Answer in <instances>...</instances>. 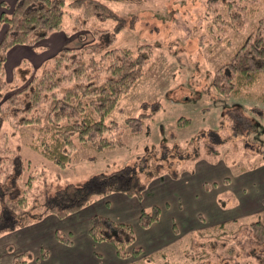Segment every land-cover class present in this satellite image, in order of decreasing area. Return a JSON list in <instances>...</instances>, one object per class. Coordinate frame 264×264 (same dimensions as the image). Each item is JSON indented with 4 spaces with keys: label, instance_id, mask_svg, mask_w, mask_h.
Segmentation results:
<instances>
[{
    "label": "rangeland",
    "instance_id": "1",
    "mask_svg": "<svg viewBox=\"0 0 264 264\" xmlns=\"http://www.w3.org/2000/svg\"><path fill=\"white\" fill-rule=\"evenodd\" d=\"M106 2L126 19L125 27L118 34L115 46L136 51L144 50L141 48L143 45L151 46L147 53L148 59L143 64L141 77L121 98L107 119L118 123L121 142L113 148L83 153L84 158L66 168H59L42 155L26 149L23 152L24 157L30 159L32 165L38 166L32 170H47L50 173L48 180L52 181L56 188H61L70 183L83 185L99 172H110L125 165L132 166L139 158L161 159L166 148L170 150V155L165 160L166 171L159 177L162 179L168 175L174 179V176L187 178L183 173L192 171L199 158L214 165L217 163L216 166L223 162L229 166L236 182L244 172L264 164V101L261 100L264 78L249 89V95L240 94L236 97L221 94L214 80L216 70L230 59L246 35L259 31L258 27L261 33L264 32V0ZM7 5L13 4H0L1 13L6 10L4 6ZM7 11L10 12L9 9ZM78 14V11H74L72 16L77 17ZM70 17H65L63 30L57 32L63 36L57 53L63 48L79 49L96 40L90 28L91 21L72 22ZM238 18L241 19L240 31L235 21ZM106 25L113 26V22ZM2 27L5 32L7 26L0 22V29ZM45 40L31 47L18 45L12 48L9 65L6 66L5 63V73L2 77L7 82L26 77L29 72L28 65H33L32 63H39L37 67H49L55 54H50L46 51L48 48L43 47ZM31 52L35 53V58L39 56L37 62L32 58ZM18 61L21 63L14 68V62ZM9 66L13 68L8 70ZM138 115L146 117L147 122L139 133H132L127 129V119ZM181 118L183 121L179 122ZM179 149H185L181 155ZM217 183L218 191L226 187L222 181ZM214 186L216 185H210V188L214 189ZM43 188L42 184L38 190L28 193L29 204L36 197L32 210L46 201ZM218 191L212 190V193ZM224 194L219 197H225ZM151 196L149 195V198L152 199ZM226 201L230 202V197ZM2 210L0 203V213ZM192 210L195 213L193 215L197 217L196 224H179L174 231L176 239L172 246L160 250L170 254L169 259L174 262L188 261L190 258L187 259L186 251L195 246L197 249L208 250L211 256L215 257V264H255V258L264 248L260 244H264V228L245 226L262 219L264 211L259 214L260 217L248 215L232 222L215 223L213 215L216 212L213 208L205 209L199 206ZM222 214L231 219L235 213L229 208ZM239 224H245L244 229L236 230ZM194 225L204 227L206 233L201 236L199 231L192 230ZM219 226H226L230 235L218 237L220 233L216 227ZM82 233L83 229L79 228L75 232V238H81ZM63 235L73 238L66 233ZM228 238L230 243L227 242L226 245L225 240ZM91 248L94 249L92 246ZM128 249L130 255L124 259L125 264H162L161 259H143L147 253L141 244L139 246L135 243ZM104 253V260L98 259L94 264H115L114 258L106 250ZM216 255L219 258H216ZM85 264H90L88 258Z\"/></svg>",
    "mask_w": 264,
    "mask_h": 264
},
{
    "label": "trees",
    "instance_id": "2",
    "mask_svg": "<svg viewBox=\"0 0 264 264\" xmlns=\"http://www.w3.org/2000/svg\"><path fill=\"white\" fill-rule=\"evenodd\" d=\"M4 8L0 16L1 24L7 26L0 41V203L3 207L0 237L50 214L68 218L112 194L142 199L150 183L166 171L168 148L161 159L139 158L132 166L99 172L83 185L70 183L61 188L48 180L47 170L36 171L38 166L32 165L23 152L32 150L59 168H66L84 158L83 153L119 145L118 123L107 119L141 77L151 46L146 44L141 46L144 50L136 51L114 45L126 19L106 0H17ZM74 11L79 12L77 17L72 16ZM67 15L72 22L91 21L96 40L79 49L63 48L53 56L49 67L28 65L26 77L7 82L2 74L8 51L18 45L31 47L62 31ZM235 21L240 31L241 19ZM110 22L113 26L106 25ZM258 30L246 35L230 59L216 70L215 85L221 94L249 95V89L264 78V32L261 33L260 27ZM261 100L264 101V93ZM182 121L181 118L179 122ZM127 122L128 131L139 133L147 118L138 115L128 118ZM183 150L179 149L180 155ZM42 184L46 201L32 210L36 197L29 204L28 193L38 190ZM161 213L159 206L143 210L140 225L148 228L159 220ZM261 217L245 227L264 228V214ZM244 225L239 224L236 230L244 229ZM216 230L220 238L230 235L226 226L216 227ZM204 231L206 229L199 231L201 236ZM89 235L96 242L111 243L123 259L130 255L128 248L136 243L133 225L100 215L91 219ZM225 242L228 245L229 238ZM26 254L16 256V264L27 263ZM186 257L190 260L174 262L169 259L170 254L159 251L143 259H161L162 264H215V257L208 250L195 246L186 251ZM254 263L264 264V248Z\"/></svg>",
    "mask_w": 264,
    "mask_h": 264
},
{
    "label": "crops",
    "instance_id": "3",
    "mask_svg": "<svg viewBox=\"0 0 264 264\" xmlns=\"http://www.w3.org/2000/svg\"><path fill=\"white\" fill-rule=\"evenodd\" d=\"M15 1L0 0V4L2 2L14 4ZM4 33L2 27L0 41ZM58 33L51 34L48 37H51L50 40L48 38L45 40L47 45L43 44L50 54L53 52L56 55L62 45L63 36ZM12 51V48L8 51L6 66L9 65ZM31 53L32 58L37 62L39 56L35 58V53ZM20 63L21 61L14 62L13 67L15 68ZM32 64L39 65V63ZM13 67L9 66L7 69L10 70ZM216 165L217 163L214 165L206 159L199 158L192 171L183 173L187 178L181 179L178 176L174 179L169 175L164 179L156 178L150 183L142 199L128 197L124 194H112L97 200L68 218L61 219L50 214L29 225L3 233L0 237V264H16V255L26 253L28 261L24 264H85L86 258L90 260V264H94L98 259L104 260L105 250L114 258L115 264H125L124 259L118 257L111 243L96 242L90 237L91 219L96 215L133 225L136 244L139 246L141 244L147 255L172 246L171 244L176 239L174 231L179 224L182 225L183 222L196 224L197 217L193 215L192 208H199V206L205 209L213 208L216 212L213 215L215 223L232 222L248 215L259 216L264 211V164L256 165L250 171L244 172L237 182L229 166L224 165L223 162L220 166ZM218 181H222L226 186L220 191H218ZM212 183L216 185L214 189L210 188ZM212 190L218 192L213 194ZM191 191L193 197H191ZM223 193L225 197H219ZM149 195H152V199ZM228 197H230V202L227 203ZM153 206H159L162 209L159 220L148 228L142 227L140 225L141 212L150 210ZM229 208L232 209V213H235L232 214L231 219L222 214ZM79 228L83 229L84 233L81 238H75V232ZM201 229L204 227L194 225L192 230L200 231ZM65 233L72 235L73 238L63 235ZM61 235L67 239L62 240L59 237Z\"/></svg>",
    "mask_w": 264,
    "mask_h": 264
}]
</instances>
